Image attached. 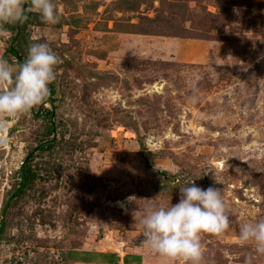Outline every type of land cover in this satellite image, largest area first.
<instances>
[{"label":"rangeland","instance_id":"374dc122","mask_svg":"<svg viewBox=\"0 0 264 264\" xmlns=\"http://www.w3.org/2000/svg\"><path fill=\"white\" fill-rule=\"evenodd\" d=\"M55 3L59 23L37 13L16 44L0 31L13 63L36 42L63 61L47 101L0 128V223L30 154L40 176L7 213L0 264H185L155 254L133 213L197 178L230 218L202 236L205 264H264L238 236L264 219V0Z\"/></svg>","mask_w":264,"mask_h":264},{"label":"clouds","instance_id":"9594fccd","mask_svg":"<svg viewBox=\"0 0 264 264\" xmlns=\"http://www.w3.org/2000/svg\"><path fill=\"white\" fill-rule=\"evenodd\" d=\"M29 11L51 25L61 20L55 0H0V31L23 23ZM62 63L46 42L30 44L21 64L0 56V116L6 118L0 121V128L6 127L7 118L28 114L47 101ZM190 99L195 103L198 97ZM197 179L179 187L178 203L161 204L156 197L133 213L136 225L142 229L143 242L165 261L205 264L202 236L220 234L230 226L222 189L202 188L195 183ZM238 236L241 243L254 246L257 255H264V219L242 223Z\"/></svg>","mask_w":264,"mask_h":264},{"label":"trees","instance_id":"16d2710c","mask_svg":"<svg viewBox=\"0 0 264 264\" xmlns=\"http://www.w3.org/2000/svg\"><path fill=\"white\" fill-rule=\"evenodd\" d=\"M37 15H38L37 13L29 11L27 13V19L23 23L8 26V28L5 31L12 32L15 34V38L13 40L14 44L19 42L20 35H22L28 29L30 25H34V23H36L35 21H36ZM9 54L15 57L18 60L19 64L24 62L22 53H20L19 48H16V47L11 48L9 50ZM52 114L53 113L49 111L46 113V115L49 117H52ZM113 115L114 116L109 114L107 116V119L109 121H112V120L120 121L122 122V124L127 123V118H125L124 115L120 111H118L117 114H113ZM53 129L54 128H50V133H52ZM45 144H43V146H41L39 150L45 151V149H47ZM32 162H33V154H30V157L27 158V160L24 162L20 170V173H19L20 182L18 183L17 189L15 190V192L13 193V195L10 197V199L8 200V202L5 204L3 208L2 213H3L4 219L0 223V236L5 233V229L7 227L6 216H7L9 209L11 208L12 203L23 198L27 194L28 190L31 189V187L37 182V180L40 177L38 172L33 168ZM97 255L102 258H105V262L107 264L114 263L117 257L116 255L103 254V253H98Z\"/></svg>","mask_w":264,"mask_h":264}]
</instances>
